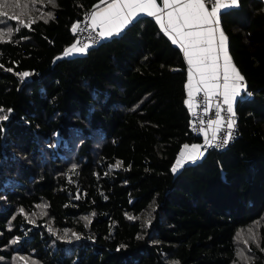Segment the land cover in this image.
<instances>
[{
	"label": "trees",
	"instance_id": "1",
	"mask_svg": "<svg viewBox=\"0 0 264 264\" xmlns=\"http://www.w3.org/2000/svg\"><path fill=\"white\" fill-rule=\"evenodd\" d=\"M99 1L3 8L0 29L13 34L0 43V108L11 109L0 120V264H264L261 2L220 16L251 94L235 106L237 139L173 173L183 146L200 142L183 56L146 19L63 57ZM13 15L36 22L15 31Z\"/></svg>",
	"mask_w": 264,
	"mask_h": 264
},
{
	"label": "snow or ice",
	"instance_id": "2",
	"mask_svg": "<svg viewBox=\"0 0 264 264\" xmlns=\"http://www.w3.org/2000/svg\"><path fill=\"white\" fill-rule=\"evenodd\" d=\"M36 0H31L34 5ZM55 6L54 0H48ZM240 0H100V4L94 5L90 13L91 33L88 40L97 42L99 39L119 35L126 27L138 19L140 15H146L154 18L160 31L171 41L172 44L179 47L184 60L188 65V99L185 101L190 112L196 116V107L199 105L194 102V94L203 92L204 114L207 115L213 98H221L214 105L215 119L205 121L200 120L198 132L203 136V144H185L181 149L172 172L175 173L179 167L187 162L194 163L203 157L208 147H222L228 143L233 136L235 127L234 104L236 98L246 91V85L243 83L244 77L232 62L229 54L227 37L220 27V15L222 11H227L231 7H238ZM8 0H0V17H7L8 13L3 8ZM16 6L20 7V0H16ZM30 11V4L26 2L21 9V15ZM48 19H54L52 13H47ZM44 17L41 16V19ZM9 19L18 20L20 27L31 30L32 24L36 22L35 18L19 20L18 15H13ZM48 19L44 22L47 23ZM99 29L97 32L96 30ZM75 35L78 31H88L81 29L80 24L74 23L71 28ZM13 29L7 31L0 29V43L11 42ZM5 37H8L6 40ZM89 43H83L77 39L70 47L64 50L63 56H69L73 53H84L87 51ZM3 66L0 65V68ZM12 71V69H6ZM21 78L28 77L29 72L18 73ZM195 81V83H194ZM226 106V107H224ZM11 109L0 108V120L8 119ZM222 113H227L225 117ZM193 129L196 124L193 123ZM226 129V130H225ZM211 132V136H209ZM219 141V142H217ZM122 162L117 161L114 167H120ZM75 166H73L74 170ZM79 198V197H77ZM38 207H41L38 205ZM23 213V209L20 210ZM46 214V213H45ZM92 215H95L94 213ZM90 222V217H83ZM128 219H135L129 216ZM150 223V222H149ZM51 231V229H49ZM251 232V229H249ZM67 235V232H65ZM73 235H76L73 233ZM239 237V233L237 234ZM79 239V236H76ZM252 239H255L253 236ZM242 255V253H238ZM24 259V257H20ZM35 264V262H33ZM178 264V262H177Z\"/></svg>",
	"mask_w": 264,
	"mask_h": 264
},
{
	"label": "built area",
	"instance_id": "3",
	"mask_svg": "<svg viewBox=\"0 0 264 264\" xmlns=\"http://www.w3.org/2000/svg\"><path fill=\"white\" fill-rule=\"evenodd\" d=\"M239 7V6H238ZM238 7H235V9H238ZM89 11L83 16L82 20L79 21L80 24V28L81 29H88V31H78L75 35V41L74 43L77 41V39L81 40L83 43H89L90 46L88 47L87 50L92 49V48H96L98 47L102 42L103 39H99L97 42H92L88 40V36L91 33V28H90V19H89ZM97 31V30H96ZM98 32V31H97ZM93 36L95 35V33H91ZM203 95H194V102L196 104H198L199 106L196 107L195 111L197 113L196 116H193L191 114V119H190V124H189V131L192 135V137L194 138H199L200 142L198 144H203V136L198 132V128L201 126L200 125V120L203 119L205 121L204 127L207 126V121L208 120H212L215 119V108L214 105L217 103L218 100H220L221 98L217 97V98H213L211 100V106L209 108V112L207 113V115L204 114V101L202 99ZM226 107V106H224ZM223 116L227 117L228 114L227 113H222ZM233 119L235 120V127L233 129V136L232 138L228 141V143L222 147H208L207 150L204 153L207 152H222L226 149H228V147L234 143V141L237 139L238 137V131H237V116L235 115L233 117ZM193 123L196 124V129H193ZM226 130V129H225ZM219 142V141H217Z\"/></svg>",
	"mask_w": 264,
	"mask_h": 264
},
{
	"label": "crops",
	"instance_id": "4",
	"mask_svg": "<svg viewBox=\"0 0 264 264\" xmlns=\"http://www.w3.org/2000/svg\"><path fill=\"white\" fill-rule=\"evenodd\" d=\"M260 2H261V4H262V10L264 11V0H259ZM158 3H161V5H162V0H160ZM97 4H100V1L97 3ZM97 4H95V5H97ZM105 5H103V4H100V7L101 8H103ZM230 9H235V7H231ZM230 9H228V10H230ZM93 10H97V9H94L93 7L91 8V10L89 11V14L91 13V11H93ZM227 10V11H228ZM226 11H222V13H221V15L223 14V13H225ZM220 15V16H221ZM146 19H148V20H153L154 22H155V20H154V18H152V17H148V16H146V15H140L139 17H138V19L137 20H135L132 24H130L128 27H126L119 35H113L112 37H108V38H103V41H106V40H110V39H112V38H115V37H118V36H120L121 34H123L127 29H129L131 26H133V25H135V24H137V23H140V22H142L143 20H146ZM156 23V22H155ZM157 25V24H156ZM157 27L159 28V26L157 25ZM220 27H221V24H220ZM222 28V27H221ZM160 30V29H159ZM223 30V29H222ZM97 31H99V29H97ZM161 32V31H160ZM162 33V32H161ZM163 34V33H162ZM74 35V34H73ZM164 35V34H163ZM165 36V35H164ZM166 37V36H165ZM167 38V37H166ZM168 39V38H167ZM169 40V39H168ZM170 41V40H169ZM171 42V41H170ZM174 45V44H173ZM176 48H178L179 49V47L178 46H176V45H174ZM70 47V46H69ZM180 50V49H179ZM87 52V51H86ZM86 52H84V53H73L72 55H69V56H66V58H70V57H74V56H83V55H85L86 54ZM180 52H181V50H180ZM181 54H182V52H181ZM182 56H183V54H182ZM63 57H65V56H63ZM183 59H184V57H183ZM184 62H185V65H186V76H187V83H188V65H187V63H186V61L184 60ZM187 83H186V85H187ZM194 83H195V81H194ZM243 83H244V81H243ZM245 84V83H244ZM194 95H203V92H199V93H195ZM187 96H188V89H187ZM251 97V94L246 90V91H243L242 92V94H241V96H239V97H237L236 98V102H235V104H234V109H235V106H236V104L239 102V101H241V100H244V99H249ZM187 99H188V97H187ZM209 136H211V132H209ZM205 154V153H204ZM199 160V159H198ZM197 161V160H196ZM188 163H191V162H187V163H185V164H188ZM185 164H183V165H185ZM180 168V167H179ZM178 168V169H179Z\"/></svg>",
	"mask_w": 264,
	"mask_h": 264
},
{
	"label": "water",
	"instance_id": "5",
	"mask_svg": "<svg viewBox=\"0 0 264 264\" xmlns=\"http://www.w3.org/2000/svg\"><path fill=\"white\" fill-rule=\"evenodd\" d=\"M160 0H158V2H159ZM36 77V74H33L32 75V78L34 79ZM204 156V155H203ZM197 161H199V160H197ZM189 164H193L192 162L191 163H189Z\"/></svg>",
	"mask_w": 264,
	"mask_h": 264
}]
</instances>
